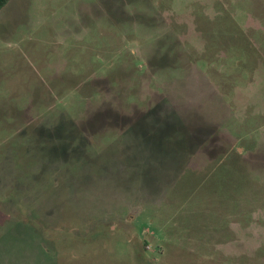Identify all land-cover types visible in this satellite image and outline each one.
<instances>
[{
	"label": "rangeland",
	"instance_id": "rangeland-1",
	"mask_svg": "<svg viewBox=\"0 0 264 264\" xmlns=\"http://www.w3.org/2000/svg\"><path fill=\"white\" fill-rule=\"evenodd\" d=\"M0 264H264V0H9Z\"/></svg>",
	"mask_w": 264,
	"mask_h": 264
},
{
	"label": "trees",
	"instance_id": "trees-1",
	"mask_svg": "<svg viewBox=\"0 0 264 264\" xmlns=\"http://www.w3.org/2000/svg\"><path fill=\"white\" fill-rule=\"evenodd\" d=\"M9 0H0V10L8 3Z\"/></svg>",
	"mask_w": 264,
	"mask_h": 264
}]
</instances>
